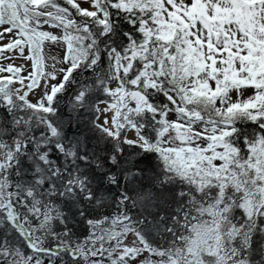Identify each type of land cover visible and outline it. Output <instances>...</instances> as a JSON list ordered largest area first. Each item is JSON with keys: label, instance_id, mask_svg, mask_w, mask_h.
<instances>
[{"label": "snow or ice", "instance_id": "snow-or-ice-1", "mask_svg": "<svg viewBox=\"0 0 264 264\" xmlns=\"http://www.w3.org/2000/svg\"><path fill=\"white\" fill-rule=\"evenodd\" d=\"M0 264H264V0H0Z\"/></svg>", "mask_w": 264, "mask_h": 264}]
</instances>
